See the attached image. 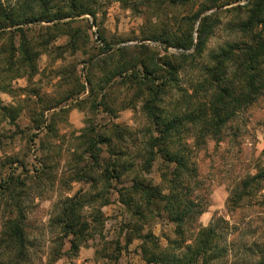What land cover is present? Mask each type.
I'll return each instance as SVG.
<instances>
[{
	"label": "rangeland",
	"instance_id": "374dc122",
	"mask_svg": "<svg viewBox=\"0 0 264 264\" xmlns=\"http://www.w3.org/2000/svg\"><path fill=\"white\" fill-rule=\"evenodd\" d=\"M0 1L7 7L15 2ZM49 2L53 8L61 4L60 0ZM30 3L38 9V0ZM253 3L90 0L91 13L61 20L69 22L77 36L75 46L66 35L41 37L47 44L37 56L36 73L13 78L9 80L12 90H0L2 105L18 112L14 124L0 114V220L4 200L18 194L24 206L26 233L33 244L28 264H47L53 246L48 224L68 197L82 199L79 213L89 225V236L76 257L63 256L53 264H147L139 240L125 244L128 222L134 228L143 225V232L150 229L162 247L167 238L175 237L174 225L165 214H148L146 219L137 220L119 202L115 189L127 187L131 173L122 176L121 183L105 179L107 163L140 147L151 124L140 100L128 104L133 90L125 80L115 77L100 90L104 74L126 64L115 50L139 47L143 53L140 60L156 62L162 69H167L164 62L168 59L178 65V83L190 94L202 82L205 66L211 65V54L264 37L260 25L246 27ZM56 22L30 27L38 30ZM187 44L188 48L181 47ZM18 47V37L0 34V57L6 58ZM87 77L92 86L86 83ZM178 89L168 88L163 106L169 111L179 99ZM204 95L200 87L193 100L203 101ZM113 125L118 128L113 129ZM116 129L122 136H116ZM195 132L183 135L191 148L190 162L195 163L196 192L206 208L193 223V231L197 225L207 226L213 218L221 219L227 231L224 244L232 251L218 264H264V186L257 199H244L239 207L227 209L231 187L246 174L255 173L257 167H264V89L255 102L222 127L218 140L206 138L199 144ZM97 136L110 144L95 142L92 146ZM159 164L158 158L150 174L142 176L159 184Z\"/></svg>",
	"mask_w": 264,
	"mask_h": 264
},
{
	"label": "trees",
	"instance_id": "16d2710c",
	"mask_svg": "<svg viewBox=\"0 0 264 264\" xmlns=\"http://www.w3.org/2000/svg\"><path fill=\"white\" fill-rule=\"evenodd\" d=\"M30 1L15 0L9 7L0 1V34L19 39L17 49L6 58L0 57V90L3 92L12 90L9 80L36 73L37 56L47 44L41 37L66 35L70 37L71 46H75L77 36L71 31L69 22L61 20L92 12L88 9L90 0H60L61 4L55 8L48 6L49 0H38V9L31 7ZM53 21L57 22L38 30L30 27L38 22ZM259 25L264 29V0H254L246 27ZM253 39L249 44L229 46L211 54V65L205 66L202 82L196 84L190 94L179 85V66L171 60H165L167 69H162L156 62L140 60L143 53L139 47L124 46L114 51L126 60V64L105 72L104 85L100 90L115 77L125 80L133 90L128 104L140 100L151 126L140 147L125 151L126 159L121 160L122 154V157L107 163L104 175L109 178L105 179L121 183V177L131 173L130 184L115 189L119 202L137 220L146 219L148 214L153 217L165 214L174 225L175 237L167 238L166 245L162 247L150 229L143 232V225L134 228L128 222L125 244L139 240L141 255L147 264H218L232 251L228 244H224L227 231L226 223L221 219L213 218L207 226L197 225L195 231L192 229L193 223L205 212L206 203H201L203 197L196 192L195 186L199 181L195 163L190 162L191 148L183 133L195 130V141L199 144H203L206 138L218 140L222 127L241 109L258 99L264 89V37ZM188 45L181 47L188 48ZM86 83L92 86L89 77ZM175 87L179 88L180 96L169 111L163 103L168 96V88ZM200 87L204 88V100L194 101ZM0 114L12 124L18 117L14 107L2 105L1 101ZM41 124L36 125L37 129ZM112 128H118V125ZM115 134L122 136L120 129H116ZM106 140L97 136L92 146L95 142L110 144ZM158 158L160 183L154 184L142 175L150 174ZM263 184L264 167L259 166L255 173L246 174L231 187L227 209L239 207L244 199H257ZM7 199L4 200L0 220V264H28L33 244L26 233L23 202L18 194L7 196ZM81 206V198L68 197L58 214L49 221L53 246L49 249L47 264H53L63 256L72 259L84 246L89 236V225L79 213Z\"/></svg>",
	"mask_w": 264,
	"mask_h": 264
}]
</instances>
